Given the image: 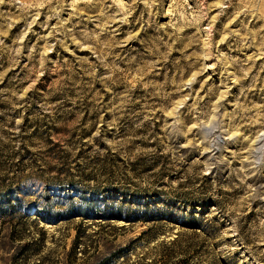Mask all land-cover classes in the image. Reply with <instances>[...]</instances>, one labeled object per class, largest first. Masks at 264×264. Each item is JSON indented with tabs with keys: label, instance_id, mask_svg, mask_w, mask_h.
<instances>
[{
	"label": "rangeland",
	"instance_id": "obj_1",
	"mask_svg": "<svg viewBox=\"0 0 264 264\" xmlns=\"http://www.w3.org/2000/svg\"><path fill=\"white\" fill-rule=\"evenodd\" d=\"M0 264H264V0H0Z\"/></svg>",
	"mask_w": 264,
	"mask_h": 264
}]
</instances>
